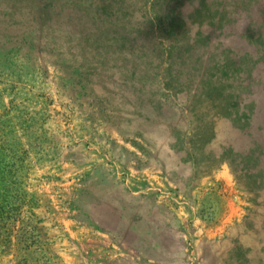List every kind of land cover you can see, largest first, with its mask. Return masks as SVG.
<instances>
[{"label": "rangeland", "instance_id": "1", "mask_svg": "<svg viewBox=\"0 0 264 264\" xmlns=\"http://www.w3.org/2000/svg\"><path fill=\"white\" fill-rule=\"evenodd\" d=\"M0 264H264V0H0Z\"/></svg>", "mask_w": 264, "mask_h": 264}, {"label": "trees", "instance_id": "2", "mask_svg": "<svg viewBox=\"0 0 264 264\" xmlns=\"http://www.w3.org/2000/svg\"><path fill=\"white\" fill-rule=\"evenodd\" d=\"M66 4L70 5L72 3L67 2ZM99 20L104 24L111 23L112 25H116L115 23H112L111 21H109V19L104 17H99ZM111 41L112 43H110ZM111 41H109V39H106V37L101 35V33L100 34L92 33V35L80 33L79 36L77 37V42L75 44L76 45L75 47L82 50L88 55L91 54L92 51H95L96 49H104L108 45L110 47H115L117 49H122L123 47H126L127 49L134 48L133 47L134 45L129 41L124 42V41H120L117 38H114ZM103 58L104 57H98L97 59V64L100 66L101 69L106 66Z\"/></svg>", "mask_w": 264, "mask_h": 264}]
</instances>
